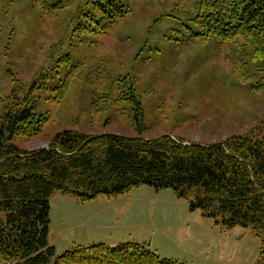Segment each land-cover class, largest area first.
Masks as SVG:
<instances>
[{"label": "rangeland", "instance_id": "374dc122", "mask_svg": "<svg viewBox=\"0 0 264 264\" xmlns=\"http://www.w3.org/2000/svg\"><path fill=\"white\" fill-rule=\"evenodd\" d=\"M50 1L65 8L44 15L38 0H0V98L7 101L13 92L24 97L42 70L65 53L72 64L82 62L86 74L54 102L53 90L68 65L58 63L49 73L34 91L35 113L49 122L38 138L17 139L20 148H47L64 131L145 140L170 136L206 145L258 125L264 129V86L252 87L264 84V72L251 63L242 68L238 44L191 38L189 18L198 0H120L131 14L98 35L74 31L78 9L92 0ZM100 62L111 78L133 79L137 101L121 102L93 121L90 105L97 94L90 74ZM4 110L0 104V118ZM50 218L49 243L57 256L76 244L131 242L185 264H264V238L252 228H225L220 219L192 211L172 188L142 185L84 203L56 193Z\"/></svg>", "mask_w": 264, "mask_h": 264}, {"label": "trees", "instance_id": "16d2710c", "mask_svg": "<svg viewBox=\"0 0 264 264\" xmlns=\"http://www.w3.org/2000/svg\"><path fill=\"white\" fill-rule=\"evenodd\" d=\"M38 2L44 15L65 8L62 1ZM131 12V6L120 0L86 1L73 18L74 31L107 33ZM189 21L191 38L212 39L219 46L238 44L242 68L251 63L264 72V0H198ZM58 63H67L68 70L51 100H63L72 84L86 74L85 65L72 64L66 53L49 70H42L24 97L13 92L7 101L0 98L5 109L0 118L1 262L185 264L161 258L139 243L74 245L59 256L49 243L50 198L54 194L74 196L84 203L142 185L156 190L172 188L178 198L190 201L192 211L199 209L204 216L220 219L217 223L225 228L250 227L264 238L263 125L206 145H184V140L170 136L145 140L142 136L91 137L71 131L56 134L47 148L26 150L16 145L17 139L38 138L48 124V116L35 113L34 91L45 85ZM94 71L90 74L97 94L90 105L93 121L121 102L137 101L129 76L111 78L105 62ZM263 86L261 82L252 85L256 89Z\"/></svg>", "mask_w": 264, "mask_h": 264}, {"label": "water", "instance_id": "95a60500", "mask_svg": "<svg viewBox=\"0 0 264 264\" xmlns=\"http://www.w3.org/2000/svg\"><path fill=\"white\" fill-rule=\"evenodd\" d=\"M183 144H184V145H195V143H187V144H186V143H183ZM84 145H85V144H83V146H81L80 149H82V148L84 147ZM42 149H43V148H42Z\"/></svg>", "mask_w": 264, "mask_h": 264}, {"label": "crops", "instance_id": "0c3cea01", "mask_svg": "<svg viewBox=\"0 0 264 264\" xmlns=\"http://www.w3.org/2000/svg\"><path fill=\"white\" fill-rule=\"evenodd\" d=\"M143 244H146V243H143ZM77 245V244H76ZM74 246V245H73ZM87 246V245H86Z\"/></svg>", "mask_w": 264, "mask_h": 264}]
</instances>
